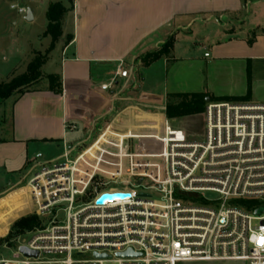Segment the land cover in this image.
Returning <instances> with one entry per match:
<instances>
[{"label": "built area", "instance_id": "built-area-1", "mask_svg": "<svg viewBox=\"0 0 264 264\" xmlns=\"http://www.w3.org/2000/svg\"><path fill=\"white\" fill-rule=\"evenodd\" d=\"M123 67L102 91L128 78ZM64 129L77 127L66 121ZM144 141L160 151L137 150ZM30 174L26 216L42 223L6 242L13 257L0 264H264V208L247 211L239 202H264V103H206L199 140L167 119L137 130L111 120L90 146L64 147ZM205 193L218 198L208 202ZM103 196L115 197L99 203ZM127 251L134 256L117 257Z\"/></svg>", "mask_w": 264, "mask_h": 264}, {"label": "crops", "instance_id": "crops-1", "mask_svg": "<svg viewBox=\"0 0 264 264\" xmlns=\"http://www.w3.org/2000/svg\"><path fill=\"white\" fill-rule=\"evenodd\" d=\"M70 1L72 11L55 45L61 48L62 93L48 91L47 83L12 100L9 127L0 129V168L13 162L31 164L33 142L53 144L62 153L64 147H88L111 120L123 130L158 127L167 119L169 96L203 94L205 105L206 100L264 103V0ZM213 23L216 28L209 26ZM182 36L201 41L191 42L194 50H178ZM170 39L169 56L143 67L141 58ZM119 62L128 78L117 77L102 91L100 86L111 82ZM196 116L202 117L204 130V111ZM66 121L77 130L66 131ZM78 131L84 138L70 141L68 134ZM21 189L26 191L23 206L12 207L17 214L31 209L28 191ZM7 211L0 209V217Z\"/></svg>", "mask_w": 264, "mask_h": 264}, {"label": "rangeland", "instance_id": "rangeland-1", "mask_svg": "<svg viewBox=\"0 0 264 264\" xmlns=\"http://www.w3.org/2000/svg\"><path fill=\"white\" fill-rule=\"evenodd\" d=\"M54 1L58 0H0V83H5L12 77L23 74L26 71L28 63L34 58L35 54L46 53L51 40L49 37H44L47 26L45 14L48 5ZM11 4H17L24 7L26 10H31L33 13V20L31 22L25 21V15L18 14L16 10L10 9ZM209 26L216 28L214 23ZM207 28L209 27L200 28V31H207ZM198 41L201 40L192 38L191 42L199 43ZM191 42L182 36L179 40L178 50L181 48H185L186 51L194 50L196 47ZM60 55L61 48L59 46L50 52L46 65L40 69L41 81L38 85L32 87L33 89L45 86L47 84L46 76L48 74H57L60 76ZM141 74H143V71H141ZM10 99L11 100L8 102H0V129H7L9 127L11 121V102L16 99V97ZM4 102L6 105L5 117L2 115V104ZM179 120L180 119H175V121H170L169 123L173 128L185 132L190 140H199L201 138L203 133V121L201 116ZM97 133L98 131L94 136H96ZM68 138L69 140L74 139L75 141H80L84 136L81 131H78L75 134H68ZM151 146L154 147L155 152H159L161 149L160 144L147 141L140 142V144L136 146V149L145 151L146 147ZM30 147L31 151H34L32 155L33 162L31 164L27 162H13L11 165L9 163L5 167L0 168V209L5 210V208H8V211L4 213L3 217H0V257L6 259H12L13 249H4L3 246L6 242H10V240L14 238L7 239V231L8 233L10 232L12 221L14 223L22 218L24 215L21 214L26 212L22 209L17 214V209L12 208L14 205L23 206L22 200L26 191L25 189H17L25 187L26 182L32 177L30 174L31 167L37 168L39 165L57 161L62 154V149L56 148L53 144L33 142L30 144ZM128 149V151L131 152V143H129ZM112 153H116V151H112ZM12 186H16V188ZM204 198L208 202H214L217 200L218 195L214 193H205ZM260 212H262V209ZM18 215L20 216L18 217Z\"/></svg>", "mask_w": 264, "mask_h": 264}, {"label": "trees", "instance_id": "trees-1", "mask_svg": "<svg viewBox=\"0 0 264 264\" xmlns=\"http://www.w3.org/2000/svg\"><path fill=\"white\" fill-rule=\"evenodd\" d=\"M69 11H72V3L67 0L64 4L61 1L53 2L48 5L46 11L47 26L44 33V37H49L51 42L45 54H35L34 58L28 63L26 71L19 75L12 77L5 83H0V102L6 101L12 97L16 99L22 97L25 93L35 91L32 87L39 84L41 81V67L47 62L48 55L55 48V45L61 39L63 35V23L65 16ZM173 47V39L168 40L161 49L152 53L147 54L141 58L143 67L149 66L155 60L162 57L169 56ZM48 83V91L60 95L62 93V82L58 75L46 76ZM205 95L194 94V95H181V96H169V102L165 107V114L168 120L181 119L184 117L196 116L204 111ZM178 99L176 103H172L170 100ZM243 208L247 211H254L260 208H264V202L259 201H239ZM41 220L34 215L22 217L15 221L10 227L8 238H13L18 235L33 231L40 228Z\"/></svg>", "mask_w": 264, "mask_h": 264}, {"label": "water", "instance_id": "water-1", "mask_svg": "<svg viewBox=\"0 0 264 264\" xmlns=\"http://www.w3.org/2000/svg\"><path fill=\"white\" fill-rule=\"evenodd\" d=\"M25 21H27V22H31V21H32V11L29 10V9L27 10L26 15H25ZM206 103H208V100H206ZM113 197H115V196H103V197H101V199L99 200V203H101L104 199H111V198H113ZM118 197L123 198V197H125V196H124V195H119ZM257 213H259V212H255V215H256ZM19 252H20L21 254H23L24 256H26V257H36V256H37V253H36V252L29 251V250H28L27 248H25V247H21V248H19ZM132 256H134V254H132L131 251H127V252L124 253V254H118L117 257H132ZM96 257L99 258V256H96ZM100 258H101V259H104L105 256H101Z\"/></svg>", "mask_w": 264, "mask_h": 264}]
</instances>
